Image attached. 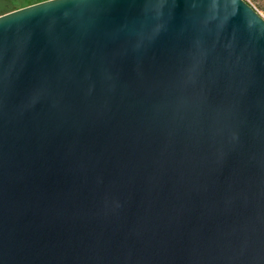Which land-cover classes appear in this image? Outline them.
Returning a JSON list of instances; mask_svg holds the SVG:
<instances>
[{"label":"water","instance_id":"obj_1","mask_svg":"<svg viewBox=\"0 0 264 264\" xmlns=\"http://www.w3.org/2000/svg\"><path fill=\"white\" fill-rule=\"evenodd\" d=\"M0 264H264V19L247 1L0 14Z\"/></svg>","mask_w":264,"mask_h":264},{"label":"rangeland","instance_id":"obj_2","mask_svg":"<svg viewBox=\"0 0 264 264\" xmlns=\"http://www.w3.org/2000/svg\"><path fill=\"white\" fill-rule=\"evenodd\" d=\"M264 19V0H245ZM14 6L8 0H0V12L10 11Z\"/></svg>","mask_w":264,"mask_h":264},{"label":"trees","instance_id":"obj_3","mask_svg":"<svg viewBox=\"0 0 264 264\" xmlns=\"http://www.w3.org/2000/svg\"><path fill=\"white\" fill-rule=\"evenodd\" d=\"M12 6H14L11 10L31 4V3H35L41 0H8ZM7 12L6 10L3 12H0V14Z\"/></svg>","mask_w":264,"mask_h":264}]
</instances>
